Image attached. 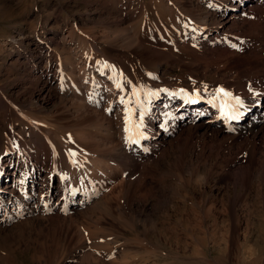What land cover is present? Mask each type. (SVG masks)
<instances>
[{"label":"rangeland","instance_id":"374dc122","mask_svg":"<svg viewBox=\"0 0 264 264\" xmlns=\"http://www.w3.org/2000/svg\"><path fill=\"white\" fill-rule=\"evenodd\" d=\"M184 2L0 0V264H81L87 254L103 264H264V165L256 164L249 175L235 178L234 172L245 163L242 155H235L234 147L209 153V142L205 144L196 138L187 143L177 142L178 131H173L176 122L162 114L167 106L155 108L153 96L145 93L153 92L154 88L173 89L176 84L168 79L182 75L183 68L171 69L165 62L158 64L136 52L104 51L107 45L98 35L117 27L105 28L92 22L107 15L123 20L121 31L142 35L145 30L152 37L164 28L167 8L176 7L180 13V4ZM237 4L239 0L233 3L234 7ZM230 10H226L228 14ZM79 38L86 39L81 50L93 55L94 63L106 71L114 61L122 75V87L111 95V103L98 108L104 120L99 116L100 127L98 124L72 127L71 117L59 104V100L70 99V89L60 88L58 83L63 82L62 71L70 66L66 58L77 51L74 41H81ZM86 52L82 58L89 62ZM31 60L40 63L39 66L32 67ZM39 70L42 73L38 74ZM100 76L103 80L104 75ZM74 77L70 81H79ZM46 78L51 79L48 85H44ZM206 81L210 77L202 83ZM133 88L140 92L139 106L132 96ZM46 90L49 96L40 100L38 96ZM116 94L118 98L114 97ZM121 97L131 99L132 103L122 104ZM127 107L134 109V122H138L140 111L146 112L141 131L147 138L140 141L147 143L142 149L145 156L130 149L133 144L126 143L128 133L123 118ZM116 114L121 116L117 118L118 124L109 126L113 124L110 121L116 120ZM155 121L170 135L163 139L164 143L151 138V125ZM30 124L49 129L45 135L51 140L46 141L47 150L43 152L53 150L54 158L32 149L38 147L39 137L41 141L43 138L27 136ZM79 131L93 141L76 140ZM54 148L68 153L78 151L81 165L86 160L85 165H91V155L100 153L95 150L103 151L98 159L107 163L102 170L104 178L97 176L95 181L86 183L97 195L84 207L74 208L60 200L63 190L59 188V180L64 172ZM178 150L184 152L181 160L185 167L179 177L172 166L180 155ZM260 150L264 152V145H260ZM47 157L54 161L51 166ZM9 161L12 165L8 166ZM79 167L71 165L73 172ZM126 167L129 176L125 174ZM49 169L52 170L48 173ZM127 182L132 184L128 195L124 185ZM5 183L12 185V189L5 191ZM47 197L52 203L46 202ZM104 199L103 206L99 202ZM46 219H73L82 243L74 248L71 244L74 241L53 232Z\"/></svg>","mask_w":264,"mask_h":264},{"label":"bare ground","instance_id":"6f19581e","mask_svg":"<svg viewBox=\"0 0 264 264\" xmlns=\"http://www.w3.org/2000/svg\"><path fill=\"white\" fill-rule=\"evenodd\" d=\"M235 1L236 0H185L183 4H180V13L176 7H168L167 14H165L163 19L165 23L164 28L158 29L160 33L157 32L159 34H154L152 37H150L149 32L145 30H143L142 35L134 32L128 33L127 31H121L123 27L120 26H123V20L110 18L107 15L101 16L100 19L93 20L92 22L105 28L110 26L117 27L118 31H101L98 35L107 45L104 51L109 53L118 51L136 52L137 54L148 57L147 59H154L158 64L165 62L171 69L176 70L183 68L184 73L182 75L168 79L176 84L173 89H153V92L157 93L152 98L154 103H156L154 107L160 108V106H167L168 109L162 112V114L166 119H173L174 123L176 122L173 131H178L175 136L177 142L185 140L187 143L191 142L194 138L202 140L205 144L209 142V149L207 148L209 153H211V151L220 153L225 147H234L236 149L235 155H242L245 163L244 166L239 167L238 170L234 172L236 174L235 178H243L245 175L251 173L256 164L261 163L260 166L264 165V152L260 150V145H264V3L260 0H242V4H240L239 0V4L234 7L233 3ZM229 9H232V11L230 10L231 14L227 13ZM219 11H222L223 15L221 13L218 14ZM218 15L220 19L216 18ZM228 24H230L228 29L233 31L232 35L223 30ZM213 33H216V35L212 36ZM146 35L148 39L145 38L147 37ZM85 41L86 39H81V41L77 39L76 42L74 41V45L78 49L71 54L70 58H66L68 61L70 60L67 63V65L70 66L69 68L65 67V71H62L63 82L61 84L58 83V87L69 88L70 99L72 100H59V104L63 111H66L68 116L71 117L72 127L86 124H98L100 127L99 120L100 118L103 120V118L100 116L101 113L98 108L103 103H111V95L115 94V90L117 89L116 85L122 83L120 81L122 75L116 67L119 64L114 61L113 64L111 63L112 65H108V67L105 68L106 71L100 65L94 63L93 55L81 50V48L83 49L81 46H85ZM233 45H236V47H233ZM84 52L87 54L86 58L90 59L89 62L83 60L82 57L84 55L82 54ZM41 58L43 59V57ZM105 59L107 58L105 57ZM30 62H32V60ZM39 64L40 63H35L34 61L31 66L38 67ZM93 71L96 72L93 73ZM97 71H100V73H97ZM39 73H42V71L39 70L38 74ZM102 74L104 75L103 80L102 78H98ZM69 76H72V78L75 76L79 81H70ZM207 77H210V81L202 83ZM49 81H51V79L47 81L46 78L44 85L50 84L47 83ZM102 81H106L107 84ZM154 82L156 83L159 81L155 80ZM125 84L129 89L131 88L127 82ZM106 85L109 86L102 89V87H106ZM220 88L231 93V97L219 94L218 89ZM181 89L184 90V93L180 92ZM197 91H199V96H195V92ZM173 93H176V95H173ZM185 93L188 95H185ZM49 94V90L42 91L38 98L41 100L44 97H48ZM119 94H116L114 97L118 98ZM65 95L67 94L65 93ZM189 96L195 99L196 102H186ZM235 97H239L242 101V106L237 107L243 115L239 120L230 121L222 114L221 106L226 102L234 104ZM175 100L177 102L176 104L174 103ZM6 101L7 99L2 102V106L5 105ZM117 116L116 114L115 121H110V123L112 122L113 124L109 126L118 124L117 118L121 116ZM123 119L125 120V118ZM37 125L33 124L28 128L27 136L29 138H34L35 136L38 137L41 135L43 140L41 141V137H39L38 147H32V149H39L42 155L49 156L51 154V158H54L55 155L53 154V150L43 152V150H47L46 141L51 140L49 139L50 137L45 135L47 134L45 131L48 132L49 129L47 128V130L43 125L41 128ZM151 132V138L154 137L159 143H164L165 140L163 139L170 136L167 132H164L162 128L157 126L156 121L151 125ZM149 136L150 135H148V138L150 139ZM9 137L11 138L12 135L10 134ZM90 137L91 136H87L83 131H79L74 138L78 141L88 143L89 140L93 141ZM231 141L233 143L237 142V144L234 143L235 145L231 146ZM62 144L60 146H62ZM99 144H97V148H99ZM145 144L147 143L140 142L139 144L129 146L132 150H138L142 157L146 155L145 151H142ZM54 149L58 150V161H61V172H64L61 174L62 176L59 180L61 181L59 188L63 190L60 198L63 202H61H65L74 208L80 206L84 207L86 204L92 202L93 199H96V197L94 198L96 194L95 191L92 193L91 190L88 189L86 183H91L90 180L95 181L97 176V178H104V173H102L104 171L102 170L107 167V163H105L103 159H98V157L102 156L101 152L103 151H99V149L95 150L100 153H98V155H91L90 158H92V160L89 159L91 165H85V162L88 160L84 162V165H81V156L78 154V151H72L76 153L75 157H72V152L68 153L62 149ZM178 151H180V155L174 162L172 161V166L177 176L183 171V168H185L181 160L184 152L182 150ZM259 154L262 155L263 158H260ZM47 158L51 166L54 161H52L50 157ZM73 160L75 163H73ZM41 163L43 164V162ZM45 163L48 164V161H45ZM9 165H12L10 161L8 166ZM71 165L81 167H79L76 172H73ZM1 170L2 165L0 156V171ZM51 170L52 169H49L48 173L51 172ZM128 173L129 168L126 167L125 174L128 175ZM89 176L92 178H89ZM62 182L63 187L61 186ZM139 184L140 183H138V185ZM124 185L126 186V194L128 195V187L132 186V184L127 182L124 183ZM12 187V185L4 184L5 191L11 190ZM48 191H50V189H48ZM49 193L51 194L52 191ZM48 197L50 198V196ZM49 198L46 202L49 201L52 203V200ZM55 201L56 200H54V202ZM101 203L104 206L106 203L105 199L99 202V204ZM38 207L39 205L35 208ZM45 207L47 208L46 205ZM53 220L46 219V222L51 224L50 227L53 232L69 239L70 242L74 241L71 243L72 246L75 245L74 248L82 243L80 232L76 226L73 227V219L69 221H60L59 219H57L59 221ZM53 222H55L56 228L53 226ZM30 224L34 225L33 223ZM36 224L38 225V223ZM23 226H26V224L21 225V227ZM38 226L43 227V224H39ZM47 229L49 228L47 227ZM93 242L95 243V241ZM81 261V264H103V262L88 254L84 255Z\"/></svg>","mask_w":264,"mask_h":264},{"label":"snow or ice","instance_id":"6c2138e0","mask_svg":"<svg viewBox=\"0 0 264 264\" xmlns=\"http://www.w3.org/2000/svg\"><path fill=\"white\" fill-rule=\"evenodd\" d=\"M233 47H236V45H233ZM116 86H117V88L122 87L120 84H117ZM164 91H167V90H164ZM180 92L184 93V90L181 89ZM218 93L222 94L223 96H226V97H231V93L226 92L223 88L218 89ZM156 94L157 93H154V92L145 93L146 96H155ZM173 95H176V93H173ZM185 95H188V94L185 93ZM132 96L136 98V104H137V106H139L140 105V92L137 89L133 88ZM195 96H199V91L195 92ZM120 102L122 104H125V105H129L132 103L131 99L126 100L123 97H121ZM186 102L195 103L196 100L193 99L191 96H189L188 101H186ZM237 106H242V101L240 100L239 97L234 98V104L226 102L224 105H222L221 106L222 114L225 115L227 117V119L230 121L231 120H239L240 117L243 115V113H241L239 111V108ZM145 114H146L145 111H140L139 116H138V122H134L133 121L134 109L132 107L126 108L125 132L128 133V135L126 137V143H128V144H139L141 140L147 138L144 135L143 131H141V129H143V127H144L143 120H144ZM75 155H76L75 152L71 153L72 157H75ZM73 163H75L74 160H73ZM62 178H66V177H62Z\"/></svg>","mask_w":264,"mask_h":264}]
</instances>
